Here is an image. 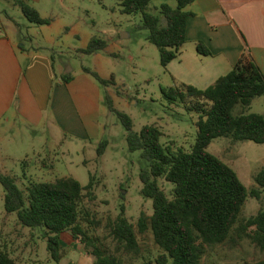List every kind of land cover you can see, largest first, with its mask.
I'll list each match as a JSON object with an SVG mask.
<instances>
[{"label":"rangeland","instance_id":"rangeland-1","mask_svg":"<svg viewBox=\"0 0 264 264\" xmlns=\"http://www.w3.org/2000/svg\"><path fill=\"white\" fill-rule=\"evenodd\" d=\"M120 1L42 0L37 7L38 13L50 20V24L44 26L29 23L20 10L10 9L0 1V22L6 27L17 26L14 39L26 49L36 43L49 49L54 54L57 69L64 65L67 74L73 75L82 67H88L99 68L106 79L113 77V83L107 87L99 85L102 103L105 104L104 96L109 95L114 107L130 117L134 131H140L145 125H155L162 134L163 146L188 152L195 143L199 115L187 111L180 103L170 104L163 98L161 88L181 81L160 65L156 47L147 41V31L140 29V16L121 13ZM150 5L158 6L153 2ZM92 37L104 39L108 44L99 52V64L94 55L78 52ZM249 113L264 116V95L256 97L244 111V114ZM232 114L240 116L243 109L237 105ZM108 117L101 114L99 118L105 125L103 138L109 140L100 158L96 156V149L101 140L95 144L66 143L57 146L53 155H48L50 144L63 139L61 134L57 139L56 132L53 137L48 129L38 128L30 131L28 138L13 130L0 143V173L13 176L24 192L31 182L66 176L86 186L91 175L94 198H85L82 207L89 211L97 226L82 225L89 229L88 235L101 239L113 251L115 244L108 237V226L123 209L125 218L136 231L139 256L137 259L121 258L126 264H155L160 250L151 232L143 235L137 232L139 216L152 214V200L140 193L139 171L147 162L141 159L139 152L128 151L124 128L110 112ZM207 150L229 165L249 192L257 188L254 178L264 167V144L248 140L234 142L220 137L213 139ZM157 182L170 197L172 185L162 178ZM3 195L0 186V246L17 264H93L87 249L74 241L69 232L63 233L60 239L66 256L59 263L53 262L46 250L48 240L43 237L44 232L19 225L15 214L4 211ZM262 208L264 193L259 199L248 196L228 239L221 244L202 246V264H254L264 260V249L253 240L255 228L242 230L245 221Z\"/></svg>","mask_w":264,"mask_h":264},{"label":"trees","instance_id":"trees-1","mask_svg":"<svg viewBox=\"0 0 264 264\" xmlns=\"http://www.w3.org/2000/svg\"><path fill=\"white\" fill-rule=\"evenodd\" d=\"M192 1L177 0L175 8L164 3L158 15L148 11L150 0L120 1L121 13L140 16V29L147 31L146 39L156 47L163 68L180 55L186 43L188 13L184 8ZM16 5L29 23L50 24L49 19L42 18L25 2L16 1ZM107 46L106 40L92 37L78 52L93 55ZM196 52L200 56H210L200 42L196 44ZM82 71L102 87L114 81L113 77L101 78L87 67H82ZM60 79L68 83L72 75L65 74ZM161 93L170 104L180 103L187 111L199 115L195 143L188 152L163 146L162 134L155 125H145L140 131H134L130 117L116 109L107 94L105 106L124 128L128 151L139 152L141 159L147 162L139 171L140 193L152 200V214L139 216L137 232L140 235L151 232L160 250L155 264H202V246L226 241L248 196L259 199L264 193V167L254 178L257 188L249 192L235 171L207 150L212 140L220 137L234 142L248 140L264 144V116L244 114L256 97L264 95V74L243 56L230 72L205 89L178 83L161 88ZM237 105L241 106L243 114L233 116L232 110ZM107 145L106 139L98 143L97 157L103 155ZM158 178L172 185L170 197L158 185ZM0 186L4 193V211L15 214L22 227L44 232L43 237L48 240L46 250L53 262L59 263L66 256L60 240L65 232L87 249L93 264H126L122 256L138 258L137 234L123 209L108 226V237L115 244L113 251L101 239L89 236L87 227L83 228L84 224L97 226L89 211L82 207L85 198H94L91 175L86 186H81L73 177H61L31 182L24 192L13 176L0 173ZM250 227L256 230L253 240L264 249V208L247 219L242 230ZM0 264H17L2 246ZM254 264H264V260Z\"/></svg>","mask_w":264,"mask_h":264},{"label":"crops","instance_id":"crops-1","mask_svg":"<svg viewBox=\"0 0 264 264\" xmlns=\"http://www.w3.org/2000/svg\"><path fill=\"white\" fill-rule=\"evenodd\" d=\"M0 1L17 11L16 1H23L39 11L42 0ZM152 2L158 6L151 7ZM164 3L175 8L177 0H150L148 9L158 13ZM184 11L188 13L186 43L167 66L174 78L205 89L243 56L264 74V0H193ZM17 31L16 25L0 22V143L13 130L28 137L30 131L48 129L52 136L56 132L57 139L60 134L63 138L50 144L48 155H53L57 146L66 143L95 144L104 139L105 125L99 118L102 114L108 119L109 111L99 84L82 70L63 83L64 65L57 69L54 54L40 43L26 49L14 39ZM198 42L210 56L197 54ZM93 55L99 64V52ZM93 71L106 79L99 68Z\"/></svg>","mask_w":264,"mask_h":264},{"label":"water","instance_id":"water-1","mask_svg":"<svg viewBox=\"0 0 264 264\" xmlns=\"http://www.w3.org/2000/svg\"><path fill=\"white\" fill-rule=\"evenodd\" d=\"M46 240H47V238H46Z\"/></svg>","mask_w":264,"mask_h":264}]
</instances>
